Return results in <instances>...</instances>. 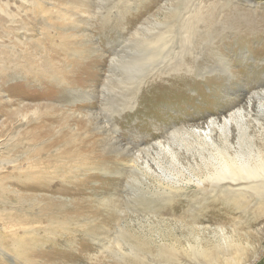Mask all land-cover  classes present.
Segmentation results:
<instances>
[{
	"label": "rangeland",
	"instance_id": "374dc122",
	"mask_svg": "<svg viewBox=\"0 0 264 264\" xmlns=\"http://www.w3.org/2000/svg\"><path fill=\"white\" fill-rule=\"evenodd\" d=\"M89 1L86 6L78 0L59 2L68 12L66 20L54 23L62 24L59 29L66 36L51 29L34 31L35 35L44 33L42 44L53 57L48 59L49 70L39 78L33 75L35 70L19 72L8 77L2 88V94L9 97L10 93L11 98L0 101V161L15 159L22 168L14 169L12 176L26 175V171L32 175L44 165L56 170L66 166L68 171L84 167L79 176L74 172L72 186L62 185L58 176L49 188L41 186L46 177L6 180L21 197L8 193L7 200L0 195V207L12 206L16 199L27 210L58 206L61 213L55 216L68 220L65 226L52 229L55 234L45 241L49 247L33 251L38 254L34 258H44L36 264H109L110 256L120 259L116 249L127 254L133 243L141 250V264H200L201 260L197 263L182 253L165 260L158 250L170 244L186 247L197 237L201 244L211 246L223 235L248 243L250 257L251 247L259 253L254 264H264L263 210L236 208L233 201L198 190L196 181L205 173L201 155L177 141L179 136L203 140L210 129L213 143L220 146V128L230 121L225 127L230 128L232 150L237 149L240 130L230 117L247 111L248 137L256 146L263 145L259 129L264 125V0H232V9H221L222 0H181L179 5L176 0ZM210 4L216 8L214 18L230 28H218L219 34L209 39L231 61L238 74L235 80L222 74L219 78L198 75L216 64L211 47L195 61L186 53L182 62L173 58L165 69L159 70L162 63L151 66L138 90L111 64L127 51L136 31L155 33L166 24L170 33H177L171 40L175 51H180L182 35L178 33L191 28L187 26L191 11ZM174 6L183 10L179 22L170 11ZM234 6L239 12L233 11ZM10 8L15 9L11 3ZM243 15L250 24L241 20ZM20 19L26 21L27 16L21 14ZM192 29L190 33H196ZM202 29L197 39L211 34ZM5 38L7 44L9 38ZM27 46L35 50L33 39ZM5 63L15 68L10 59ZM193 63L195 70H186ZM18 102L22 106L16 107ZM6 103L8 114H4ZM18 139L24 141L16 144ZM10 168L6 164L0 175H7ZM45 194L55 198L46 199ZM41 222L48 223L45 218ZM1 226L0 222L5 243H10L11 233ZM213 262L222 264L220 259ZM0 264L12 263L3 258Z\"/></svg>",
	"mask_w": 264,
	"mask_h": 264
},
{
	"label": "bare ground",
	"instance_id": "6f19581e",
	"mask_svg": "<svg viewBox=\"0 0 264 264\" xmlns=\"http://www.w3.org/2000/svg\"><path fill=\"white\" fill-rule=\"evenodd\" d=\"M19 1H21V3L17 4L10 0H0V101L4 100L5 102H9V99L11 98L10 93H8L9 97L2 94V88L4 84L7 83L8 77L17 76L19 72L25 74V72H28L29 70H35L36 72H33V75L39 78L43 75V72L45 74L49 70L50 67L47 64H50L51 61H48V59H52L53 57L50 55V51H47V48L44 45L45 43L42 44L44 40L41 39V35L44 33L38 32V35H35L36 33H34V31L41 28L43 31L47 29L54 30L55 34L58 33V35L59 33H64V31L59 29L62 27V24L57 25L56 22L54 23V21L63 22V20H66L65 15L68 12L63 8L64 5L59 4V2L74 3V0H55L54 2L52 0H45V3L49 5L46 7V4L43 3L42 0ZM78 1L82 6H86L90 3L89 0ZM176 1V4L178 5L181 3V0ZM10 3L15 8L13 9L15 11L10 8ZM232 4H234L232 0H222L220 7L221 9H226L227 7L232 9ZM175 6L172 9H169L172 16H174V19L179 22L182 20L181 14L183 10L182 8ZM233 11L239 12L237 6H234ZM214 12H216V8L213 4L208 6L203 5L191 11V20L187 24V26H191V28L186 31L187 33H178L179 35H182L180 36L181 40H179L182 43L179 48L180 51H175L171 40V38H174L177 33H170L168 25L166 24L163 28L157 29L155 33H139L136 31L134 34L135 39H133L126 47L127 51L125 50L126 52L121 54L122 56H120V58L112 60L111 64L114 63L115 66L123 71L122 74L125 75L124 77L129 79L130 84L135 86V89L138 90L143 81L142 75L148 70V68H151V66L153 67V65L156 66L162 63L160 66L158 65L160 67L158 68L159 70H161L162 67L165 69L172 63L173 58H179V61L182 62V59H184L183 56L184 54L186 55V53L193 58V61H195L200 55L203 56V54L208 53L210 50L209 47H211L212 56L216 61V64L211 66L210 70H207L208 72L204 71L198 75L205 78L207 74H213L215 77L219 78L222 74L227 80H235L238 77V74L232 70L231 61L215 46L214 40L209 39L214 33L219 34L216 31L218 28L223 30L230 28L228 25L222 26L223 21L214 18ZM196 13H198L197 16H195ZM21 14L27 16L26 21L20 19ZM84 14H89V9H84ZM51 19L53 20L52 22ZM241 20L246 24L249 23L245 15L241 17ZM158 25L161 24L158 23ZM164 28L166 29L164 30ZM170 28L173 29L172 26H170ZM202 28L205 29L207 35L211 33L209 37L204 40L196 38L203 34ZM191 29L196 33H190ZM223 30H221V32ZM66 34L67 33H64L61 37L63 38ZM5 36L9 38L7 44L5 43ZM10 36L14 38L10 39ZM32 39L34 41L35 50L29 46H27L28 49L25 48L26 43ZM204 45L207 46V50H204ZM125 46L126 44L124 47ZM98 52H100V50H96L95 53ZM8 53H10V57H5ZM7 59L11 60L15 68H9V64L5 63ZM196 63L188 65L186 70L194 71ZM209 67L210 66H207V68ZM195 73L197 74V71ZM55 74L53 76H55ZM11 95L14 96V94ZM20 100L23 102L22 98H20ZM19 102L16 107L22 106ZM248 103L249 108H251L253 105L252 101H249ZM6 106V113L4 114H8L9 103H6ZM261 106H264V104L262 103ZM0 112L2 113V111ZM19 112H22L21 108H19ZM247 113L248 112L246 111V114ZM246 114H243L240 111L230 117L231 124L232 122H235L240 130L237 140L239 146L237 149L232 150L233 148L229 143L230 128H226L225 126L230 124V121L226 122V124L222 125L220 128L222 139L220 146L213 143L210 129L204 133L205 139L203 140L190 136H179L177 141L179 142L178 144L183 145L187 151L197 152L201 155V162L205 167V173L203 178L197 179L196 181L198 190L201 192H207V194L214 197H222L225 200L233 201L237 204L236 208L246 209L248 206L256 207L263 210L264 213V140L263 145L260 147L255 145V142L251 137H248ZM247 115L250 116L249 113ZM261 126L262 127L259 130H262L260 133L263 135L262 139H264V125ZM174 133L176 132L174 131ZM174 135L175 134H173V137ZM18 140L19 141H17L16 144L21 143L23 139ZM7 145L14 146L11 143H8ZM209 147L212 149L210 152L208 149ZM167 153L170 154L173 160L177 159L176 154L171 149H167ZM9 160L10 159L0 161V171L6 168V164L11 165V170H8L9 172H7V175H0V195H3L7 200L8 193H14L17 198L21 197V193L18 189L11 188L10 185L6 183V180L9 179V177L15 179L21 177V179L26 181L33 180L36 177H46L45 184L41 186L49 188L52 180L57 178L55 176H58L62 185L72 186L76 180L73 175L74 172H76V176H79L81 174L80 169L84 168L83 166H76L73 170L70 169L68 171L66 166L62 167L60 170H56L50 169L47 165H44L32 175L26 171V175L21 172L18 176L14 177L11 173L14 169L20 167L21 164L17 163L18 161H16L15 164V159H12L13 161ZM21 169L22 168L20 167L19 170ZM91 169L92 168H89V170ZM204 169L202 170L204 171ZM45 198L53 199L55 197L54 195L45 194ZM16 200L12 201V206L0 207L1 229L11 233L10 236L8 235V238L11 241L10 243H5L4 240L7 236L0 233V260L4 258L12 264H36L37 259L44 260V258H34V255L36 256L38 254H35V252L33 253V251H40L42 248L49 247V244L45 241L55 234L56 231L52 229L65 226L68 223V220L55 216L58 213H61L58 206L47 207L45 210L38 209V211L27 210L22 209L23 205ZM70 200L71 199L69 198V200L66 201L69 202ZM5 204L6 201L4 205ZM45 205L47 206V204ZM30 207H32V204ZM42 218H45L48 223L43 225L41 222ZM6 234L9 233L6 232ZM245 235L248 236L247 233ZM201 243L203 242H200V238L197 237L194 243L188 244L186 247L182 246L178 248L175 245L173 246V244L161 245V249L158 250V256L168 260L172 257H177L179 253H182L193 258L197 263H200L201 260L200 264H211L213 261L219 259L222 261V264H254L253 261L259 256L258 251H254L251 247L250 257V253L248 252L250 245H248V243L244 245V243H241L239 240L233 239L230 236L225 237V235H223L220 237L219 241L215 243L213 242L214 244L211 246ZM129 248L130 250L127 254L121 252L119 248L116 249L115 253L118 256H114L120 257V259L117 260L115 257L110 256L113 260H110L111 262L109 264H141L143 262V260L141 262V256L139 255L141 250L138 246H135L134 243L130 245ZM131 255L133 258L129 260ZM40 256H42V254ZM249 257L250 260L247 261Z\"/></svg>",
	"mask_w": 264,
	"mask_h": 264
}]
</instances>
